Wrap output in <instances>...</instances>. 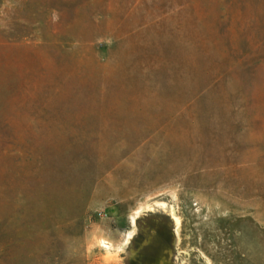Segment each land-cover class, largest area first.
<instances>
[{
	"label": "rangeland",
	"instance_id": "obj_1",
	"mask_svg": "<svg viewBox=\"0 0 264 264\" xmlns=\"http://www.w3.org/2000/svg\"><path fill=\"white\" fill-rule=\"evenodd\" d=\"M0 264H264V0H0Z\"/></svg>",
	"mask_w": 264,
	"mask_h": 264
}]
</instances>
